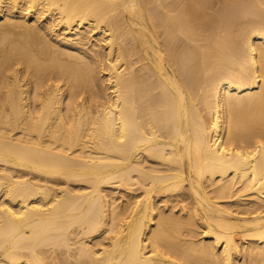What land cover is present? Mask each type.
I'll use <instances>...</instances> for the list:
<instances>
[{"label":"bare ground","instance_id":"bare-ground-1","mask_svg":"<svg viewBox=\"0 0 264 264\" xmlns=\"http://www.w3.org/2000/svg\"><path fill=\"white\" fill-rule=\"evenodd\" d=\"M0 264H264V0H0Z\"/></svg>","mask_w":264,"mask_h":264}]
</instances>
